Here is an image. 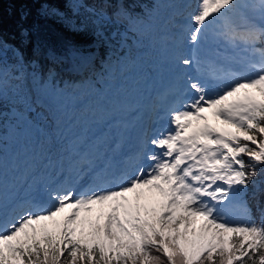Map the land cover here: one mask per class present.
I'll return each instance as SVG.
<instances>
[{
    "label": "snow or ice",
    "instance_id": "1",
    "mask_svg": "<svg viewBox=\"0 0 264 264\" xmlns=\"http://www.w3.org/2000/svg\"><path fill=\"white\" fill-rule=\"evenodd\" d=\"M18 11V42L0 36V264H264V0Z\"/></svg>",
    "mask_w": 264,
    "mask_h": 264
},
{
    "label": "trees",
    "instance_id": "2",
    "mask_svg": "<svg viewBox=\"0 0 264 264\" xmlns=\"http://www.w3.org/2000/svg\"><path fill=\"white\" fill-rule=\"evenodd\" d=\"M22 0H0V36L8 40L9 43H17L12 39L14 36H18V27L19 22V8L21 7ZM31 23V20L29 21ZM43 23V21H42ZM54 29H57L61 32H65L67 35L72 36L75 39H81V37L72 33L56 21H48ZM235 131V129H234Z\"/></svg>",
    "mask_w": 264,
    "mask_h": 264
},
{
    "label": "rangeland",
    "instance_id": "3",
    "mask_svg": "<svg viewBox=\"0 0 264 264\" xmlns=\"http://www.w3.org/2000/svg\"><path fill=\"white\" fill-rule=\"evenodd\" d=\"M204 115H206L208 117V123L212 124L215 127H219L221 130L228 128L229 126L224 125L222 122H218L217 119L213 116V113L211 110H206V112L204 113ZM201 123H204L203 121ZM232 131H234V129H231ZM131 195V194H130ZM96 213L91 214V218L94 219ZM86 217H89L88 213H81V220L83 221Z\"/></svg>",
    "mask_w": 264,
    "mask_h": 264
}]
</instances>
